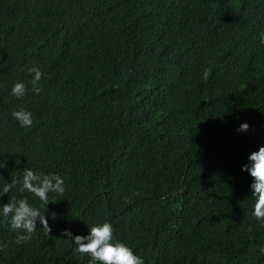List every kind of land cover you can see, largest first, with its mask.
<instances>
[{"label":"trees","instance_id":"trees-1","mask_svg":"<svg viewBox=\"0 0 264 264\" xmlns=\"http://www.w3.org/2000/svg\"><path fill=\"white\" fill-rule=\"evenodd\" d=\"M262 33L264 0H0V264H89L62 233L103 223L144 264H264L241 171L264 146ZM25 168L65 192L17 243L2 206L45 211Z\"/></svg>","mask_w":264,"mask_h":264},{"label":"clouds","instance_id":"clouds-1","mask_svg":"<svg viewBox=\"0 0 264 264\" xmlns=\"http://www.w3.org/2000/svg\"><path fill=\"white\" fill-rule=\"evenodd\" d=\"M260 44L264 46V33L261 34ZM27 72L32 75L30 82L32 91L39 94L42 89L38 87V84L43 73L36 67L28 68ZM204 76L205 78L209 76L207 70H205ZM25 92L26 85L23 82H16L11 88V94L17 98L24 97ZM12 115L22 127H31L33 124L32 113L23 108L13 111ZM248 127L247 123H241L237 131H247ZM247 159L249 162L242 166L241 171L247 172L253 178V183L250 185L254 200L253 216L264 227V146H260L257 151L250 153ZM16 183L18 181L15 180L6 183L3 194H8ZM21 183L20 191L27 190L38 197L43 202L45 211L41 213L38 208L30 206L27 199L16 200L13 198L12 202L2 206L4 217L7 218L11 214L10 221H6V223L10 224L11 229L18 233L17 243H25L33 238L37 229V220L47 234L51 232L45 216L46 206L50 203L48 194L63 195L65 192L63 178L55 173H34L33 170L25 168ZM50 215L51 218H55V213ZM21 231L24 233L23 235L19 234ZM62 235L76 246V251L90 257L89 264H144L143 259L135 255L133 250L124 243L113 242V227L109 223L92 226L89 228L87 236H73L69 230H64ZM6 247V244L0 245V251ZM259 251L264 254V247H260Z\"/></svg>","mask_w":264,"mask_h":264}]
</instances>
